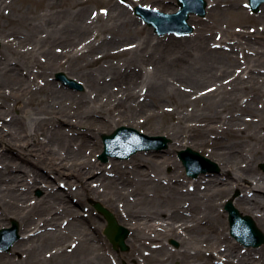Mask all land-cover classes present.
Masks as SVG:
<instances>
[{"label":"bare ground","instance_id":"1","mask_svg":"<svg viewBox=\"0 0 264 264\" xmlns=\"http://www.w3.org/2000/svg\"><path fill=\"white\" fill-rule=\"evenodd\" d=\"M17 1L11 6L18 12L16 26L5 31L1 15L7 0H0L5 53L0 57V225L14 218L26 235L12 256L1 255L0 264H113L91 217L88 206L93 204L109 208L129 229L131 264H171L188 246L201 257V235L212 249L201 264H264V244L241 252L238 244L246 245V239L231 242L217 231L224 222L216 202L240 190L235 203L264 232V174L257 169L264 161V41L258 32L219 26L226 13L245 16L238 0H204L207 19L189 18L194 23L191 37L156 42L140 32L137 20L118 3L105 0L109 8L93 18L87 13L89 0H69L67 7L38 0L47 11L30 18ZM152 1L160 12L176 10H165L170 0ZM248 18L264 26V8ZM14 45H24L26 51L20 53ZM55 45L63 54H57ZM95 53L104 61L94 58L95 67L84 68L80 60ZM114 55L120 58L117 62L109 60ZM60 71L83 82V101L73 104L74 95L47 78ZM171 107L176 117L167 121ZM16 110L19 117L5 119ZM60 117L75 127L62 128ZM119 125L165 132L174 153L198 146L218 163L221 175L187 185L176 181V171L166 175L159 169L174 163L167 154L137 155L127 166L112 164L109 169L84 156L98 139L76 126L110 133ZM31 157L65 180L68 191L46 188L52 181L32 168L16 173L22 170L18 160L33 161ZM40 183L46 185L43 196L33 200ZM70 196L78 198L74 204ZM84 206L89 217L78 210ZM160 229L180 243L182 252L152 244ZM219 244L224 246L218 252L222 262L212 263ZM55 248L60 251L50 261L41 256ZM164 250L167 258L162 257ZM118 259L121 264L123 258Z\"/></svg>","mask_w":264,"mask_h":264},{"label":"rangeland","instance_id":"2","mask_svg":"<svg viewBox=\"0 0 264 264\" xmlns=\"http://www.w3.org/2000/svg\"><path fill=\"white\" fill-rule=\"evenodd\" d=\"M49 1L54 6L66 5L65 7H67L69 5L68 4L69 0H49ZM107 1H110V3H118L123 8H125L129 12V14L137 20V22L139 24V28L142 29V31H140V32L142 34H144V35H148L153 40V42H156V41H167V39L189 38V37H191L193 35L194 23L191 22L192 24L190 23L189 26L192 25L191 26L192 32L189 33L186 36L178 37V36H174V35H166V36H163V37H157L153 33L152 29H149L133 13V9H134V7L136 5H143V6H147V7L154 8V9H157V8L160 9V7L155 2H153L152 0H107ZM12 2H13V0H7V6L6 5L4 6V11H3V14L1 15L2 24H4L3 21H5V24H4L5 25L4 26L5 31H11V29H9V28H12L13 24L16 26L15 20H16L17 16H15V15L18 12L16 10H14L13 7H11L12 6ZM42 2L47 3L48 0H46V2H45V0H42ZM16 4H18L17 6L21 7L24 10V12H25L24 15L27 16V17H30V18L35 17V16H41L42 14H44L47 11L40 4V2L38 0H20V1H17ZM207 4H210L209 0H207ZM238 4H239V7L244 11L245 16L238 15L237 13H235V14L226 13L225 15H223L221 17V20H220V24L221 25H219L220 26V30H224V31H226V30L237 31L238 30V31H241V30L245 29L250 34H252L251 32H253V33L254 32H256V33L258 32V35L264 41V34H263L264 26L263 25H259L258 23L255 24L248 18V17H252V16L257 15L259 13L260 9L262 7L264 8V2L261 3L258 6L256 11H252V10H250L248 8L247 0H238ZM175 6H176V0H170V5H169V7L165 8V10H171L172 8L174 9ZM108 8H109V6L107 4H105V0H89V3L87 4V13H88L89 16L91 15L93 18H95L96 16L103 15L102 13L105 12ZM190 17H192L193 19H196V20L205 21L207 19V14L205 12L204 15H202V16L190 15ZM7 29H9V30H7ZM217 31L218 30L213 31V32L217 33ZM9 38L12 39V37H9ZM132 42H133V40L128 41V43H130V44ZM130 44L128 46H126V47H129ZM1 45H2V42L0 40V57H1V55L5 56V53L2 50ZM15 48H17V51L20 52V53H24L26 51V48H25L24 45H20V47H16V45H14L13 49H15ZM55 51L57 52V54H63V52H64V50H62V48L59 45H55ZM119 52H121V51H119ZM92 56H93V58L92 57L91 58H87V59L83 58V59L80 60V63L82 64V66L84 68L93 69L95 66L93 65L92 60L94 58L96 60L100 61L101 63L104 61V60L98 59L99 55L97 53L92 54ZM118 59H120V58L118 56L114 55L109 60L117 62ZM38 60L43 62V57H39ZM60 72L63 73L64 71H60ZM57 73L58 72H53L52 75L48 76L47 78L50 79L53 83L57 84L58 86H60V87H62L64 89L68 90L69 92H71L74 95V101H72L73 104H76V102H80V100H82L83 94L85 92L87 93V91L84 88L83 82H81L80 80H77L76 78H74L71 75H67L66 78L68 80L72 81V84L71 85L68 84V83L64 84V83L59 82V81L56 80L55 75ZM28 79L30 81L32 80L30 78H28ZM39 79H38V81H39ZM40 84H41V82L39 81V85ZM80 105L81 106H85L86 102L83 103V104L81 103ZM171 109H172L171 112L168 113L167 116H166V120L167 121H168L167 118L171 119L172 117H176L175 110H173V107H171ZM19 114H20L19 110L13 111L12 114H10V116L5 117V119L8 120L12 116H18L19 117ZM58 121H60L61 127L62 128H67V130L70 129L71 127H75V126L70 124L71 120L67 119L65 117H60V120L58 119ZM3 122L4 121L2 119H0V127H1ZM119 126H121V125H119ZM76 128L80 132H85L86 136L88 138L96 137L98 139V141H97L98 143L96 145L94 144V145H92L93 147L92 146L88 147V149L83 151V153H84L85 157H88L90 160L96 161L98 164H100V167L104 168V169H109V167L112 164H117V165H120L121 167H125L137 155L147 156L149 154L158 153V154H160V156L164 155V154H167V155H169L171 157L172 156L174 157L173 158L174 159V163H172V164L171 163L164 164L159 169H161V172L163 174H166V175H170L174 171H176L177 173H175V175H177L176 181L178 183H181V184H185L186 183L188 185V184H191L194 181L198 180L201 177H208V176L211 177V176L217 175V174L221 175V170L219 168L218 163L213 158H210V156H209V154L207 153L206 150L202 151L201 148H199L198 146L189 145L188 148H190L193 151L199 153L200 155L204 156L209 161L214 163V165L216 167V170L206 171L204 173H201V174L197 175L196 178H191V177L186 176L184 168L182 167L180 161L177 158V152L178 151L174 153L173 148L171 146L172 145L171 140L168 138L167 134L165 132L159 133V132H156V131H149L145 126H142V125L137 126L135 128V130L140 132V133H142V134H144V135H147V136H161V137H163L166 140L165 145L162 146V147H158V148L155 147V148H151V149H148V150L139 151V152L131 155L129 158H127L125 160H115L113 158H109L106 162H101L99 160V158H98V156L102 152V147H103L102 146V142H101V137L104 134H110L117 127H115L110 133H105V131L100 132V131H97L94 128H91L90 130H88V128L86 126H80V127L76 126ZM218 131L220 132V130H218ZM210 138H212V136H210ZM99 143H100V145H99ZM0 152H1V150H0ZM14 153H15V151H14ZM160 156H158L157 159H159ZM30 159H32L34 162L31 161V160H28V161L27 160L23 161V159L18 160V164H21L22 170H18V171H16V173L23 174L24 173L23 172V168H26V170H29V168H32V169L35 170V173L38 172L39 174L47 175L46 177L48 178V180L52 181V185L51 186L48 185L49 187H47L44 183H40L38 185V187H36L33 190V193H32L33 200H38V199H40L43 196V188L45 186H46V188H50V189L52 188L54 191H59V192H65V191L67 192L68 191V186L64 182L65 180L56 178L55 176L51 175L49 173V171L46 168H44V166L37 165L33 157H31ZM263 163H264V161L261 164H263ZM261 164L257 165L258 166L257 169L259 170L260 173L264 174V172H263V170L261 168ZM144 168H145V166H143V165L140 167V169H144ZM35 173H33V175ZM154 175H155L154 177L159 178L157 176L159 174L155 173ZM174 181H175V179H174ZM241 194H242V192L240 190H235L230 196L223 197L222 199H220V200H218L216 202V204L218 205L217 209H216L217 213L222 215V220L224 222V224H220V226L218 225V230H217L218 234L222 238L226 237L227 240H229L231 242H236V241L229 235V227H228V219H227L228 217H227V213L224 211L225 203L227 201L232 202L234 208L237 209L239 213H241L242 215H246V216H250L251 217L250 213L246 212L245 209L242 206H240L237 203H235V199L237 197H239ZM77 199L78 198L75 197V196H70V200H72V204H74L77 201ZM101 205H103V204H101ZM88 207L90 208V214L92 215L91 217L98 222V232L102 236V239H103L105 245L107 246L108 252L112 256L113 264H119L118 257L123 258L121 264H131L127 260V254L130 252L129 251L130 248L126 244L127 243L126 240L128 238V234H129V229L127 228V226H124V225L120 224L117 221L116 216L113 214V211H111L109 208L103 206L104 208H106L113 215V217L117 221L118 225H120L121 227H123V228H125L127 230L126 237L124 238V245L126 247L125 250H121L119 247L114 248L109 243V241L107 240V238L104 235V229H105V226H106V222H105L103 216L94 208V204L90 205ZM88 207L84 206L85 209L78 208L80 214L87 215V210L86 209ZM87 216L89 217L90 215H87ZM13 221L16 222L17 226H18L17 220H15L14 218H11L7 222L1 223L0 229L9 228ZM220 229H221V232H219ZM162 230L163 229L157 230V232L154 233L153 236L155 237V239L152 242V244L153 243H154V245L157 244L160 247L161 246L162 247L166 246V247H168V251L169 252H174V253L182 252L180 243L175 238L168 237L165 233H163ZM30 233H32V232H30ZM18 235H19V239L18 240H20L22 237H24L26 235V234H24V232L21 229H19V226H18ZM262 235H264L263 231H262ZM204 239H205V237H203L201 235L200 239H199L200 240V243H199L200 245L199 246H200V248H201V250L203 252V255L201 256L202 258L197 256V249H195V248L191 249V247L188 246V248H186L187 251L184 252V253L178 254L176 256L175 260H173L174 262H172L171 264H188L187 263L188 260H194L196 262L195 264L205 263L204 260L207 259V258H210L208 256V253L212 249L209 248V246H208L210 241L207 242V240L205 241ZM17 241L14 244L12 243V245L9 247L8 250H4V251L0 250V257H1V255H5L6 257L7 256L8 257L12 256V251H13V248L16 245ZM70 244H71V242L67 243L66 246H68ZM263 244L264 243H262V245ZM222 245L223 244H219V246L217 247L216 252H215V256H214V261L212 263H216V262L218 263V261L222 262V258L223 257L218 255V252L223 251V249H224V246H222ZM262 245H260L259 247L253 248V247H244L241 244L240 245L238 244L239 248H237V249H239L241 252H245L247 250L253 252V251L259 250L260 247H262ZM66 246H64L63 248L67 249ZM206 249H208V250H206ZM59 251H60V249H58V248L52 249L51 251H48V252L44 251V252L41 253L42 254L41 256L43 258H45L46 260L50 261L49 260L50 259L49 258L50 255L54 254V252L56 253V252H59ZM165 252H167V251L164 250V252L162 253V257L163 258H167L168 257V254H166ZM145 253L149 254L148 251H146ZM14 259L17 260L18 256L16 255L14 257ZM169 262H167V264H169ZM52 264H54V263L52 262ZM150 264H155V262L154 263L152 262Z\"/></svg>","mask_w":264,"mask_h":264},{"label":"water","instance_id":"3","mask_svg":"<svg viewBox=\"0 0 264 264\" xmlns=\"http://www.w3.org/2000/svg\"><path fill=\"white\" fill-rule=\"evenodd\" d=\"M179 4V11L173 14H163L157 11H150L146 8L137 7L135 9L136 13L139 14L144 21L150 26L154 27V32L158 36L165 35L167 33H176L180 35H185L191 31V27L188 26L187 20L189 14H204V2L202 0H177ZM252 9L256 10L261 0H249ZM57 77L66 81L62 74H58ZM131 134L137 136L142 141V146L140 147H126L121 146L116 152H111V146L116 143L123 134ZM105 148L103 153L100 155L102 161H106L108 155H114L117 158H125L130 154L135 153L137 150L148 148L150 143H155L158 141L165 142L162 137H146L137 134L133 129L119 128L113 134L107 136H102ZM185 169L186 174L191 177H195L199 172L205 171L210 166H214L210 161L201 157L199 154L193 152L190 149L178 153ZM264 171V164L261 166ZM96 209L106 218L108 225L105 230V234L113 246L120 247L122 250L125 249L123 240L126 235V231L118 226L112 217V215L102 208L100 205H96ZM225 210L229 213V221L232 227V233L235 234L237 239L241 238L242 233H246L252 236V244L257 246L264 241V236L255 228L253 222L248 217H241L236 209L233 208L231 203H227ZM5 234H10L13 240L17 238L16 235V225L10 230H1L0 232V242Z\"/></svg>","mask_w":264,"mask_h":264}]
</instances>
